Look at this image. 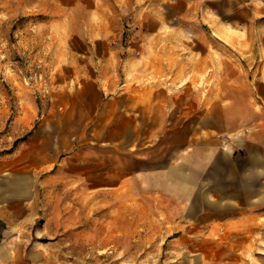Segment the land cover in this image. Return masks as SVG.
Wrapping results in <instances>:
<instances>
[{"label":"rangeland","instance_id":"1","mask_svg":"<svg viewBox=\"0 0 264 264\" xmlns=\"http://www.w3.org/2000/svg\"><path fill=\"white\" fill-rule=\"evenodd\" d=\"M88 9L83 0H0V231L32 232L34 264H264V189L237 207V220L217 222L138 184L88 188L72 158L96 144L90 132L113 76L91 55L130 34L98 29ZM212 36L216 60L178 63L187 73L174 79L207 87L211 99L237 76V49Z\"/></svg>","mask_w":264,"mask_h":264},{"label":"crops","instance_id":"2","mask_svg":"<svg viewBox=\"0 0 264 264\" xmlns=\"http://www.w3.org/2000/svg\"><path fill=\"white\" fill-rule=\"evenodd\" d=\"M87 2L84 12L96 16L98 29L130 32L120 48L108 42L106 54L91 55L113 76L90 132L96 144L72 158L88 188L138 184L167 201L184 200L188 215L237 220V207L252 205L253 191L264 189V0ZM210 33L237 49V76L212 99L207 87L194 92L174 81L187 73L178 63L216 60ZM151 76L159 80L145 81ZM32 234L1 230L0 264H34L26 252Z\"/></svg>","mask_w":264,"mask_h":264}]
</instances>
